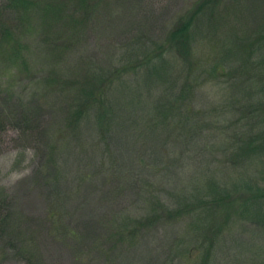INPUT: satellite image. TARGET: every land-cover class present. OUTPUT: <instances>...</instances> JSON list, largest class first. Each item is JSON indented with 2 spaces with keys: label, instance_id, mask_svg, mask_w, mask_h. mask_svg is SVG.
Instances as JSON below:
<instances>
[{
  "label": "trees",
  "instance_id": "16d2710c",
  "mask_svg": "<svg viewBox=\"0 0 264 264\" xmlns=\"http://www.w3.org/2000/svg\"><path fill=\"white\" fill-rule=\"evenodd\" d=\"M191 1L154 26L135 23L118 8L122 0H0L4 59L20 58L28 45L17 31L33 29L38 54L52 65L6 94L12 108L4 116L11 140L33 149L40 171L58 182L77 165L80 190L101 195L98 205L115 201L102 193L105 184H121L125 197L146 178L138 212L126 203L100 227L115 230L106 233L111 251L177 221L163 264H264V184L256 181L264 176V0ZM89 29L105 35L106 49L70 61ZM206 42L218 53H205ZM4 129L0 121V146ZM217 153L221 161L211 158ZM3 201L0 238L12 246ZM233 222L244 224L248 242L238 245Z\"/></svg>",
  "mask_w": 264,
  "mask_h": 264
},
{
  "label": "rangeland",
  "instance_id": "374dc122",
  "mask_svg": "<svg viewBox=\"0 0 264 264\" xmlns=\"http://www.w3.org/2000/svg\"><path fill=\"white\" fill-rule=\"evenodd\" d=\"M184 1L188 4L192 2L191 0H122L118 8L124 11L129 9L132 13L129 18H133L137 24H142L145 20L147 21L145 24L157 26L170 18L175 13L177 5H182ZM239 2L238 5L246 4L243 0ZM258 3L263 5L260 0ZM262 16L258 17L259 22ZM7 17L10 25H16L17 20L14 21L13 15ZM105 17L107 19L109 16L104 13L102 20ZM227 24L228 21L223 27ZM234 25L238 26L236 21ZM249 25L253 27L251 24L246 27ZM88 28H92L90 23L86 29ZM17 33V36L29 47L22 46L20 58L12 62L7 57L4 59V50L0 51V113H2L0 121L5 126L4 142L0 146V199H2L0 202L6 201L7 206L1 211L6 220V234L7 236L8 233L13 234H10L11 238L13 237L12 246L0 238V264H163L165 245L169 244L168 241L172 240V236L182 228L177 221L160 223L153 232L145 234L140 241H135L128 250L117 247L111 251L112 244L105 242L106 233L115 231L110 225L106 231L104 230L105 232L100 233L102 224L107 223L109 216L123 209L126 203L130 211L138 212V201L141 202V197H144L141 195L142 183L146 178L140 176L141 179L131 189L130 194L125 193L128 201L122 195L121 184H105L102 193L108 197L114 196L115 201L106 203L105 201L109 202L106 198L105 201H101V206L98 205L100 204L98 200L102 199L101 195L88 194L85 186L80 190L79 177L83 176V171L79 170L77 165H67L65 178L58 182L52 178L55 181L52 182L44 169L40 171V160L34 156L33 149L17 147L15 141L11 140L16 134L11 130L9 119L4 114L11 111L12 106L4 103L2 99L7 93L10 95L15 93L13 95L16 96L22 90V86L27 85L25 79L32 75L37 78L39 72L43 76L49 65L52 67L49 58L38 54L40 51L38 46L43 45L37 32L31 29ZM105 39V35H99L97 30L89 29L84 36L81 32L79 42H76L72 48L74 52L70 55V61L79 63L78 58L81 61L102 52L106 49L102 47V41ZM205 44H208L205 45V53L214 51L218 53L216 47L207 42ZM23 49L25 52H22ZM109 49L110 47H107L108 51ZM21 60L25 62L26 68ZM35 84L36 82L32 83L34 90H36ZM222 156L223 154L217 153L211 158L221 161ZM213 165L219 166L218 163ZM263 172L261 171L260 174ZM261 177V175L256 177V181H259L258 185L264 184V176L263 182L260 180ZM64 187H67V192H63ZM98 226L99 230L92 229ZM247 228L250 231L255 229L254 224H249L245 229ZM243 229L244 224L239 222H235L232 226V235H235L238 245L244 241L248 242L247 237L250 236L248 232H242ZM249 254L252 255V252L243 253L242 256L250 259ZM220 264L225 263L221 261Z\"/></svg>",
  "mask_w": 264,
  "mask_h": 264
}]
</instances>
